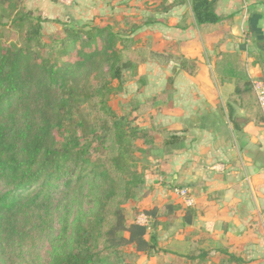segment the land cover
<instances>
[{"label":"trees","instance_id":"1","mask_svg":"<svg viewBox=\"0 0 264 264\" xmlns=\"http://www.w3.org/2000/svg\"><path fill=\"white\" fill-rule=\"evenodd\" d=\"M24 1L0 0V264H38L44 240L50 243V264H135L126 249L146 260H163L160 253L168 252L159 247L161 220L181 211L185 226L193 206L133 207L131 219L125 211L153 189L149 175L162 178L155 182L159 186L167 184L172 151L184 150L183 137L149 123V114L158 101L169 99L170 90L143 101L130 99L123 113L111 103L126 94L128 82H140L147 62H174L193 72L194 63L176 56L169 43L157 50L155 33H140L161 23L156 15L187 1L124 0L118 12L97 16L87 26L56 20L61 28L51 35L42 32L47 20ZM189 1L200 27L232 17L218 15L214 1ZM190 16L185 13L176 25L184 26ZM6 32L18 42H8ZM216 62L234 78V97L250 100L254 90L238 68L240 58L221 53ZM85 198L93 208L88 215L79 211L70 231L72 204ZM60 205L64 215L53 236ZM141 214L148 226L136 222ZM195 261L203 263L202 252L190 248L181 263ZM225 261L247 264L231 255Z\"/></svg>","mask_w":264,"mask_h":264},{"label":"crops","instance_id":"2","mask_svg":"<svg viewBox=\"0 0 264 264\" xmlns=\"http://www.w3.org/2000/svg\"><path fill=\"white\" fill-rule=\"evenodd\" d=\"M186 1L156 15L161 23L140 33L154 32L157 50L169 43L170 50L193 62L195 69L190 74L174 62H147L134 95L128 93L143 101L169 89V99L156 103L149 123L184 139V150L172 151L167 184L159 186L150 207L183 206L175 192L181 188L188 189L194 205L185 226L181 211L161 220L159 247L168 253L160 255L182 264L195 248L202 252L201 264H227L226 255L264 264V127L255 94L250 100L234 97V78L216 62L221 53L232 54L240 58L238 68L251 84L264 81V1L210 0L218 15L232 17L207 28L196 24ZM187 12L190 18L178 27Z\"/></svg>","mask_w":264,"mask_h":264},{"label":"rangeland","instance_id":"3","mask_svg":"<svg viewBox=\"0 0 264 264\" xmlns=\"http://www.w3.org/2000/svg\"><path fill=\"white\" fill-rule=\"evenodd\" d=\"M121 2H124V0H56V2L54 3L50 2L49 0H25L24 5L27 9H31L36 13H40L42 17L47 20L42 25V32L45 35H51L61 28L60 25L54 23L56 20L62 23H67L68 25L73 27L87 26L90 25L93 18L97 16H105L113 12H118L119 7L122 4ZM112 6H115V9H112ZM3 21H5V17L2 19V22ZM5 36L6 38H10L8 39V42H18V38L12 37L13 35L9 32H6ZM145 75L146 72L143 73V77ZM137 87L138 82H136V79L133 82H128L126 87V94H123L122 96L113 100L111 103L112 107L120 113L126 112L127 103L131 99L130 96H128V93L134 95L133 93H135ZM143 123H147L146 117L143 120ZM151 176L155 175H149V178L147 179V185L149 188L152 186L153 189H147L144 195H141L139 198H137V200L126 206L125 212L128 219H131L134 216L136 217V214L132 209L133 207L138 211L149 208L152 204V199H154V197L158 195V192L160 190L159 185L155 183L157 180L152 179ZM1 189L2 186H0V190ZM72 206L73 207L70 215V231H72L73 229L75 220L78 216V212L80 211L88 215L89 211L93 208V204L90 203L88 198H85L80 204H78V202H74ZM63 215V205H60L56 210L54 217L53 236H57L60 232V221ZM158 235L162 237V235ZM161 237H159V239ZM125 252L129 261L135 264H161V262L167 261H171V263L173 264L180 263V260L172 259V257L168 255H165L163 260L159 261L158 256L156 257L157 259L155 257H152L151 259L146 260L144 257L133 253L131 249H126ZM38 254V264H50L51 247L49 240H44L40 244Z\"/></svg>","mask_w":264,"mask_h":264},{"label":"built area","instance_id":"4","mask_svg":"<svg viewBox=\"0 0 264 264\" xmlns=\"http://www.w3.org/2000/svg\"><path fill=\"white\" fill-rule=\"evenodd\" d=\"M252 88L254 90L264 127V83L260 81H254L252 82ZM175 192L185 207H192L194 205V199L190 195L187 188L177 189ZM136 222L142 226L149 225V219L143 214L137 217Z\"/></svg>","mask_w":264,"mask_h":264}]
</instances>
